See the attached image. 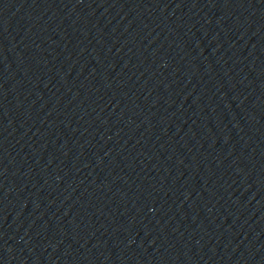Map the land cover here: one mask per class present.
<instances>
[{
  "label": "water",
  "instance_id": "1",
  "mask_svg": "<svg viewBox=\"0 0 264 264\" xmlns=\"http://www.w3.org/2000/svg\"><path fill=\"white\" fill-rule=\"evenodd\" d=\"M0 264H264V0H0Z\"/></svg>",
  "mask_w": 264,
  "mask_h": 264
}]
</instances>
